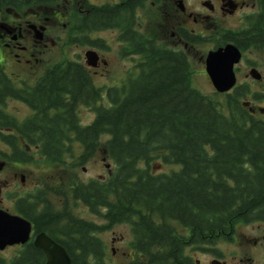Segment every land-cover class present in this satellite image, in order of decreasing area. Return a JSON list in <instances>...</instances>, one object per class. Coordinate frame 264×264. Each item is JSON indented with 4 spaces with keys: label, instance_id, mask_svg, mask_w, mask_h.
<instances>
[{
    "label": "trees",
    "instance_id": "1",
    "mask_svg": "<svg viewBox=\"0 0 264 264\" xmlns=\"http://www.w3.org/2000/svg\"><path fill=\"white\" fill-rule=\"evenodd\" d=\"M20 1L0 0V6L16 7ZM30 1L48 8H68V14L75 15L70 29L71 36H77L72 39L75 42L103 49L100 39L89 40L90 33L124 29L119 39L127 43L129 54L140 58L136 64L139 74L125 87L110 89L109 107L100 109L85 128L70 115H64V119L62 115L46 118L47 110L63 101L49 92L53 85L62 86L73 101L79 98L82 87L74 85L88 81L80 70L82 64L63 60L50 65L74 70L58 73L60 79H45L51 90H40L33 97L42 110L41 119L23 123L3 110L5 100L17 91L0 72V140L13 149L11 156L0 151V159L25 162L30 156L24 145H37L46 163L65 168L66 158L71 155L68 131L73 130L77 142L86 149L78 154L77 164L67 169H76L95 156L91 152L97 147L105 149L104 158L113 166L104 181L91 179L85 183L71 177L76 181L69 182L68 193L40 189L31 201L26 197L18 202L25 215L34 218L36 228L54 239L61 216L59 234L67 240L63 247L70 264H104V246L89 237L96 226L72 219L66 213L70 201L81 200L94 211L104 196H110V224L139 217L132 223L135 247L157 246L156 264H187L183 242L210 244L227 239L235 225L264 222V120L249 113L245 101L248 89L236 87L224 95L223 101L203 95L191 84L184 56L169 52L133 30L136 10L159 0H121L101 5L88 0ZM257 2L258 11L244 18L240 31H222L219 45L232 42L241 50L247 45L264 47V0ZM156 160L174 169L168 174H153L151 165ZM51 194L64 197L61 215L51 209ZM41 202L44 207L39 211ZM154 216L162 224L155 225ZM168 219L186 228L187 235L178 236L174 230L171 237ZM27 258L23 255L13 264H38Z\"/></svg>",
    "mask_w": 264,
    "mask_h": 264
},
{
    "label": "flooded vegetation",
    "instance_id": "2",
    "mask_svg": "<svg viewBox=\"0 0 264 264\" xmlns=\"http://www.w3.org/2000/svg\"><path fill=\"white\" fill-rule=\"evenodd\" d=\"M28 1L29 0H21L16 7L0 6V72L1 74H4V76L7 77V79L10 81L11 88L14 87V89L17 91V93L13 97H8L7 100H5L3 110L9 116L14 118L18 123L27 122L37 117L41 119L42 110L38 108L37 105H35V100L33 97L35 95H39L37 94V92H39L40 90L44 92L54 88L49 92H53L52 96H57L63 101H57L55 103V107L48 109V115L46 118L52 119L55 116L62 115V119H64V115H70V117L74 121L78 122L81 128H85L95 120L100 109L109 107L110 89H120L125 87L129 80H133L134 77L139 74L140 70L136 66V64L138 63V60L140 58L137 54H129L127 50V43L119 39L123 34L124 29H105L114 31L116 30L118 32V42L121 46H123L124 49L122 53L123 57L129 56L132 60H134V64L129 67L126 72L122 71L120 72V74L118 73V84L111 86L109 85L108 72L105 68L107 63L95 51L99 57L97 65L95 67H89L82 64L80 68V70L84 72L88 81L81 85H74V87H82L81 93L78 94L79 98H77L76 96L73 101L71 98V94L64 93V91H62V86L58 87V84L55 83H52L55 85H53L54 87H51V89H49L50 85L46 86V84L44 83L47 77L60 79L62 77L58 76V73L66 70H74V68L40 65L42 61L43 51L39 49L42 46L44 47V42L49 40L51 28L57 26V22H60V19L62 18L64 20L66 16L63 10L61 11V9H59L58 7L48 8L47 6L40 4L36 9L37 11H30ZM120 1H118V3ZM257 1L256 3H252L249 5L245 0H201L199 2V5H197L195 8H188L185 5L184 0H172L171 10L161 11V17L163 18L165 26L164 36L168 37L166 42L157 36L149 37L142 34L136 28V25L135 27H133V30L140 35H144L145 37L153 40L156 45L165 48L169 52L180 53L185 57L191 71L190 52L193 50V48L207 43L208 45H210V50H208L209 52L219 48L220 46L223 47L225 44H233L232 42H226L224 45H219V40L222 37V28H220V24H217V22L214 24L213 20H218V22H220V15H233L236 12L249 7H255L254 9L257 8V10L255 11L257 12ZM179 5H181V7H179ZM80 13H83V11H80ZM243 23L245 25V20H243ZM62 25L63 28H66L65 24ZM160 27L161 26L159 25V28ZM38 32H41L40 41L36 39V35L38 34ZM91 34L95 33L89 34V40L93 41L94 39L90 37ZM252 48H256L258 50L261 59L264 61V47H254L251 45H247L245 50L239 49L242 54L240 62L242 60L244 52H252ZM205 57L202 56L201 58H199V62L202 68L201 73L207 78L209 84L212 86L205 72ZM6 61H12L14 62V64L16 63L19 66H11L15 71L10 72L8 67H6L5 65ZM237 69L238 67L237 65H235L234 72L236 77V85H238L236 73ZM252 69L256 70L260 74V79L254 81L252 80V82L261 83L262 81H264V65L261 66L256 61L248 62L246 64V70L244 72V82H242L240 85L246 89H249L251 82V77L248 71ZM10 103H17L24 107V113L21 115V118L19 120L17 117L13 116L12 114L8 113L7 110H5V106ZM247 104V106L249 107V113L252 116L259 119H262L261 117H264V108L250 106L249 102H247ZM84 118H87V120L84 121ZM12 131L13 130H11V132ZM68 134V137H70V140L68 142L71 150L70 154L75 155V164H77L78 154L85 153L84 151L86 148H83V146L75 139V131L70 130L68 131ZM24 148L28 153H30V151H33L38 155L41 161H44V158L39 153L41 152L39 146H27L25 144ZM8 150H10L11 153L9 152L7 153V155L11 156L13 154V149L9 147ZM98 153L102 155L105 154V149L103 147H97L95 150H92L91 155H97ZM91 159L92 157L87 158L85 163H89ZM17 163H21V161L18 162L10 159H3L0 161V170L8 164L17 165ZM83 171H85L84 168ZM12 175V177H14L16 180L17 178H19L20 185L27 184L28 178L25 174L13 173ZM109 175V173L107 176L98 175L97 178L92 179L104 181V179H106V177H108ZM89 180H87L86 182H88ZM33 181L34 182L31 185V190L26 194L19 195V198H17L16 200H12V209L6 210L11 215L21 217L30 223L31 231L29 234V239L23 245L6 246L2 250H0L1 264H13L14 260L20 259L23 255L28 257L26 259L27 261L31 260L33 263L37 262L38 264H46L47 258L45 254L42 250L34 246V239L40 233H44L55 243L62 247L64 245H67V243H65L67 241L65 236L59 234V230L61 229L63 223V221L61 220V216L57 221V227L55 231L57 233V237L54 239L45 230H39L38 228H36V221L34 220V218L27 217L25 215L26 212L24 207L18 204L19 200L26 197H28L27 201H31L34 198L37 190L41 189V186L37 184V182H35L36 180L33 179ZM8 185L9 180L5 179L0 181V196L3 190L8 187ZM52 185L53 187H56V183L54 181ZM50 187L51 186H49V188ZM55 198L56 200L54 199L52 203L49 197L50 206L52 207L51 209L56 215H61L64 207V202L62 203L61 199H59L58 196H56ZM98 199L100 198L98 197ZM110 199V196H104V200L96 205L94 211L89 205L84 204L81 200L70 201V211L67 210L66 213L76 221L96 226V231L90 233L89 230H87V233H90L89 237H93L94 239H96V241L98 242V246H104V264H108L110 261H115L114 258L119 259L123 264H156L155 256L157 252V246L153 245L149 248H147L146 246L135 247L137 243L135 242V238L132 234V223L138 222L139 217H132L130 221H119V223L110 224L109 217L112 206ZM43 203L44 202H41L38 205L37 209L39 211L44 207ZM79 205L82 207V211L87 214L86 217L82 216L77 211V207ZM0 209L2 208L0 207ZM56 218H58V216H56ZM92 218H95V220ZM153 220V223L155 225L162 224V221L156 216L153 217ZM166 225L171 230V237H173L174 230L178 236L187 235V229L183 228L180 224H177V222L173 220L168 219ZM239 225L247 227V229H249L248 236L244 235L246 242L241 243L242 245H236L240 248L243 246L245 247L246 252L243 254H239L235 249L229 250L227 244L229 241L234 239ZM124 226L128 227V229L130 230L132 236L131 241L127 243L123 240L120 234H117L112 237L111 244L118 242L124 243L125 246H109L110 243L106 240V234L108 232H112L113 234H115V228ZM233 230V234L227 236V239L218 240L210 244H188V241L183 242V256L187 258V264H264V222L254 221L246 224H238L234 226ZM227 249L228 251L226 252ZM108 252L110 253V256ZM5 254H8V256H6Z\"/></svg>",
    "mask_w": 264,
    "mask_h": 264
},
{
    "label": "rangeland",
    "instance_id": "3",
    "mask_svg": "<svg viewBox=\"0 0 264 264\" xmlns=\"http://www.w3.org/2000/svg\"><path fill=\"white\" fill-rule=\"evenodd\" d=\"M92 4H106V3H118L120 0H88ZM201 0H184L185 5L188 8H195L199 5ZM249 5L252 3H256L257 0H245ZM29 2V1H28ZM39 4L29 2L30 11H37ZM172 0H159L155 4L147 3L144 8L137 10V22L136 28L144 35L149 37H159L163 41H167V36H164L165 26L163 22V18L161 17V11L171 10ZM59 9L65 13V19H60V22H57V26L51 28V33L49 35V40L44 42V47L42 46L39 50L42 52V61L41 66H49L54 63L61 62L63 60L75 61L80 64L85 65V53L89 50L96 51L99 56L107 63L105 68L108 72V83L109 85L118 84L117 78L118 73L129 69L134 64V60H132L129 56L123 57V46H121L118 42V32L115 30H104L95 34H91V38L94 40L100 39L103 42L104 48L99 49L97 47H93L89 44L74 41V36L70 34V29L72 24L74 23L75 15L68 14L67 9L63 6H59ZM200 8V6H199ZM251 8H244L236 12L233 15L225 14L226 16L220 15V22L213 20V23L220 24V28L222 31L230 30L233 32L240 31L244 27L243 20L246 16L251 15L253 12L257 10ZM67 12V13H66ZM73 19V20H72ZM56 24V23H55ZM66 25V28H63V25ZM159 25L161 26L159 28ZM51 38V40H50ZM221 47V46H220ZM210 48V45L205 43L204 45H199L190 52V66H191V84L197 89L200 93L205 96L211 97L213 99H218L219 101L224 100V94L216 93L212 86L209 84L207 78L201 73L202 68L199 62V58L202 56L205 57L206 53ZM127 53V50H126ZM127 55V54H126ZM251 61H256L259 65L263 66L264 61L261 59V56L256 48H252V52H244L242 60L239 64H237V84L236 87H239L242 82H244V72L246 70V64ZM6 67H8L10 72L15 70L12 69L11 66L18 67V64H14L12 61L5 62ZM249 72V71H248ZM105 73V72H104ZM252 78L250 79L249 89L246 91L245 101L250 103V106H256L260 108H264V81L261 83L252 82ZM249 81V80H248ZM254 81V80H253ZM235 87V88H236ZM231 93V92H230ZM5 110L13 116L17 117L18 120L21 118V115L24 113V107L17 103H10L5 106ZM21 113V114H20ZM88 118V117H87ZM84 118V121L87 120ZM264 120V117H261ZM9 147L6 146L0 140V151H5L6 153H11L8 150ZM30 158L29 160L16 164H8L4 166L0 170V181L1 180H9V185L7 188L3 190L1 193V203L0 207L4 210L12 209V200H16L19 198V195L26 194L31 190V185L36 180L37 184L41 186L42 190L48 189H57L61 193H68L67 188L69 182L76 181V179H71V177H77L82 182H86L89 179L97 178L98 175L107 176L108 173L111 174L113 171V166L109 161L104 158V154L98 153L93 156L89 163H84L78 166L73 170L67 169L70 165L75 164V155H70V157L66 158L65 168L60 167L59 165L48 164L45 161H41L37 154L33 151L28 153ZM3 159H0V161ZM106 165H109L106 168ZM83 168L85 171H83ZM170 169H174L171 165L162 164L159 160H156L151 165V172L153 174L160 173H168ZM13 173L16 174H25L27 176V184L20 185L19 178L17 180L12 177ZM53 181L56 183V187H53ZM49 186H51L49 188ZM18 192V193H17ZM13 197V198H12ZM50 201L53 203L54 199L56 200V196H49ZM63 203L64 197L58 196ZM12 198V199H11ZM55 203V202H54ZM82 207L79 205L77 207V211L82 216H87L86 213L82 211ZM95 220V218H92ZM121 235L125 242H130L132 239L130 230L128 227H117L115 228V234L112 232H108L106 234V240L110 243L109 246L113 247H124V243H114L111 244V239L115 235ZM249 229L244 226L238 227V231L234 236V239L229 241L228 249H235L239 254L245 253V247H239L236 245H242L241 243L246 242L245 236H248ZM226 250V252L228 251ZM123 250V249H121ZM109 256L110 253L108 252ZM8 256V254H5ZM115 261H110L108 264H123L119 259L114 258Z\"/></svg>",
    "mask_w": 264,
    "mask_h": 264
},
{
    "label": "water",
    "instance_id": "4",
    "mask_svg": "<svg viewBox=\"0 0 264 264\" xmlns=\"http://www.w3.org/2000/svg\"><path fill=\"white\" fill-rule=\"evenodd\" d=\"M36 39L41 40V32H38ZM241 55L239 48L233 44H225L206 54L205 72L217 93L225 94L235 87L234 67L240 62ZM84 57L87 66L97 65L99 57L94 50L87 51ZM249 75L253 80L260 79V74L254 69L249 71ZM108 167L109 165H106V168ZM30 231L31 225L25 219L0 209V250L6 246L23 245L28 241ZM34 246L45 254L46 264H70L65 249L44 233L36 236Z\"/></svg>",
    "mask_w": 264,
    "mask_h": 264
}]
</instances>
